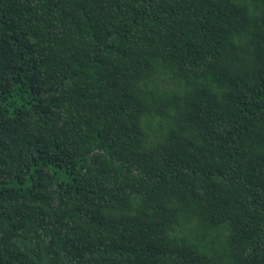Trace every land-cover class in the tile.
Here are the masks:
<instances>
[{
	"label": "trees",
	"instance_id": "1",
	"mask_svg": "<svg viewBox=\"0 0 264 264\" xmlns=\"http://www.w3.org/2000/svg\"><path fill=\"white\" fill-rule=\"evenodd\" d=\"M0 264H264V0H0Z\"/></svg>",
	"mask_w": 264,
	"mask_h": 264
}]
</instances>
